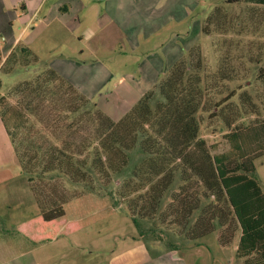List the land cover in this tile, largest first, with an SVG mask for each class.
I'll list each match as a JSON object with an SVG mask.
<instances>
[{"label": "trees", "instance_id": "trees-1", "mask_svg": "<svg viewBox=\"0 0 264 264\" xmlns=\"http://www.w3.org/2000/svg\"><path fill=\"white\" fill-rule=\"evenodd\" d=\"M190 55L189 51V58H180L118 120L101 111L50 67L13 87L12 91L22 94L10 107L18 123H9L8 108L0 96L1 120L21 173L30 182L45 181L35 186L43 220L61 217L63 204L68 201L54 188L53 197L40 189L53 185L50 178L54 173L89 192L109 195L113 206L125 204L137 232L135 237L145 243V234L152 228L143 229V221L156 217L164 220L170 213L171 220L176 221L173 223L178 224L183 216L193 233L197 227V237L218 227L238 228L236 255L244 258L242 264H264V193L254 164L264 154V120L253 126L235 124L227 113L230 106H224L234 90L224 99L212 97L219 87L217 80H233L234 68L228 62L220 64L214 73L217 79L207 80L198 73L200 62L193 64ZM27 57L37 61L28 48L16 47L3 70L10 71ZM236 106L234 111L244 113L240 101ZM211 110L228 134L238 137V153L228 159L212 154L199 136L200 113ZM27 113L39 115L35 119L47 136L20 150L16 133L27 123ZM29 129H34L33 124ZM249 145L256 150L247 151ZM223 204L231 210L229 214ZM167 249L177 248L170 243Z\"/></svg>", "mask_w": 264, "mask_h": 264}, {"label": "rangeland", "instance_id": "rangeland-1", "mask_svg": "<svg viewBox=\"0 0 264 264\" xmlns=\"http://www.w3.org/2000/svg\"><path fill=\"white\" fill-rule=\"evenodd\" d=\"M196 17L199 34L195 43L182 57H188L187 53L190 51L191 62L193 64L200 62L198 73L207 80L217 79L214 73L220 64L228 62L229 67L232 65L233 80H217L219 87H215L216 94H212L213 100L224 99L234 90V96L224 106H230L227 113L229 111L234 117L235 124L240 127L247 124L253 126L263 121L264 0H199L191 19L194 20ZM69 34H64L51 48L40 49L37 63L31 57H27L22 64H17L16 68L15 65L12 67L13 72L1 75L3 82L1 96L4 98L2 99L4 107L8 108L5 112L9 123H18L10 107L15 106L22 98V94L12 91L13 87L33 79L43 69L48 68L51 61L64 63V60L70 59L69 56L82 50L80 45L72 47L76 39ZM109 51L111 48L97 50L96 53H100L103 59L104 53L108 55ZM82 55L83 59L91 64L98 57L94 54L88 56L86 51ZM104 61L107 62L105 59ZM129 65L130 63L125 64ZM16 80L18 81L14 82ZM98 97L90 100L96 103ZM239 101L245 108L244 113L234 111L238 110L236 105ZM39 114L42 115L43 112L39 111ZM214 114L212 110L200 113L199 136L206 141L212 154L225 155L228 159L238 153L239 140L238 137L228 134L222 120ZM27 115L29 117L27 123L18 128L16 133V143L20 150L42 142L47 136L42 124L35 119L39 115L36 117L29 113ZM31 124L34 129H29ZM253 147L254 145H249L247 151L248 149L251 151ZM255 150L256 148L252 151ZM28 154H31V151ZM254 164L255 177L264 192V154L257 157ZM51 176L53 185H43L40 189L53 197L54 188L56 192L64 193L68 197L63 207L67 203L70 204L66 207V217L54 222L41 223L42 228L37 230L43 235H51L49 239L42 236L43 240L35 245L37 248L35 254L41 260V264H70L72 258L78 254L86 259L85 264H127L132 259L133 252L142 251V247H135L137 244L145 247L148 245L151 251L157 252L168 250L170 243L177 248V254L186 256L189 264H239L236 248L240 230L233 228L232 225L218 227L203 237H197V227L193 233L192 225L189 227L183 216L176 224L173 223L176 221L171 220L170 213H166L168 219L165 216L164 220L167 222L160 217L143 221V229H152L145 234L146 243L140 239H135L138 241L136 242L132 240L131 235H136L137 232L125 204L113 206L109 195L89 192L80 185H72L66 179L55 177L54 173ZM44 182H30L22 174V177L9 182L6 186H0V229L5 228L14 234L25 235L30 232L26 219L34 217L33 221L40 223L38 220L42 218L36 204L39 194L36 193L35 186ZM42 195L40 194V197ZM167 201L168 199L165 203ZM223 210L228 214L231 212L224 204ZM56 242H59L61 247L55 246ZM133 245L135 248H132ZM46 257L50 260H46Z\"/></svg>", "mask_w": 264, "mask_h": 264}, {"label": "crops", "instance_id": "crops-1", "mask_svg": "<svg viewBox=\"0 0 264 264\" xmlns=\"http://www.w3.org/2000/svg\"><path fill=\"white\" fill-rule=\"evenodd\" d=\"M198 3L199 0H0V96L1 75L16 68L3 70L13 49L24 46L39 60L40 49L51 48L70 33L76 39L72 47L80 45L82 50L64 63L51 61L48 66L85 97L99 96V109L118 120L195 43L198 18L193 20L191 15ZM108 48L111 51L108 55L102 52L105 56L101 59L96 51ZM85 51L88 56H98L94 63L83 59ZM18 177L22 173L0 115V186ZM68 204L57 219H41L40 223L34 222V217L26 219L28 235L0 229V264H41L35 245L43 240L42 236L49 239L51 235L37 230L42 228L41 223L66 217ZM131 236L136 241L135 235ZM56 245L60 246L59 242ZM135 247H142V251L133 252L127 264H189L186 256L176 250L153 252L144 245ZM243 260L238 257L239 264ZM86 262L78 254L70 264Z\"/></svg>", "mask_w": 264, "mask_h": 264}]
</instances>
